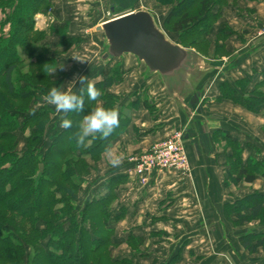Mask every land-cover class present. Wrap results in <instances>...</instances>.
Returning <instances> with one entry per match:
<instances>
[{
  "label": "crops",
  "instance_id": "obj_1",
  "mask_svg": "<svg viewBox=\"0 0 264 264\" xmlns=\"http://www.w3.org/2000/svg\"><path fill=\"white\" fill-rule=\"evenodd\" d=\"M51 3L50 13L35 16L36 29L47 32L44 43L54 49L62 38L81 39L67 52L53 54L58 66L52 75L65 76L62 87L78 91L80 75L93 82L100 79L105 68L118 66L122 72L121 79L109 91L120 97L117 109L129 122L107 145L121 157V164L112 167L104 151L102 157L107 167L85 177L78 200L83 205V199L87 202L104 196L111 179L122 180L110 207V227L115 232L111 250L114 247L123 250L113 259L133 257L134 264H263L264 259L257 255L260 253L250 254L243 248L238 228L224 217L223 205L232 201V197L222 186L227 169L226 151L214 137L223 132L247 148L255 145L264 152V103L253 112L232 100H220V86L225 81L236 85L237 81L245 80L244 89L250 92L264 80V37L256 34L264 24V0H227L209 38H216L223 31L228 34L220 44H225L230 54L219 59L201 55V74L193 80L192 91L181 100L168 91L158 74L149 75L135 56L104 59L106 37L98 30L112 19L108 15L114 18L138 10L151 11L158 24H164L171 10L169 5L157 0H51ZM219 8L216 6L215 11ZM3 17L0 9V19ZM74 79L73 87L70 82ZM144 90L147 96L142 98ZM238 90L244 94L242 89ZM51 106L54 113L47 130L53 129L50 135L63 129L60 123L64 116ZM255 123L260 125L258 136ZM176 130L185 134L189 171H166L153 177L148 186L139 187L134 183L129 158ZM19 149H25L23 140ZM245 155L247 158L250 154ZM87 160L90 168L96 164L91 157Z\"/></svg>",
  "mask_w": 264,
  "mask_h": 264
},
{
  "label": "trees",
  "instance_id": "obj_2",
  "mask_svg": "<svg viewBox=\"0 0 264 264\" xmlns=\"http://www.w3.org/2000/svg\"><path fill=\"white\" fill-rule=\"evenodd\" d=\"M157 1L172 5L163 29L176 34L177 43L203 56L199 46L210 40L227 0ZM51 7V0H0L4 12L0 19V264H132L127 258L115 260L110 253L115 244L110 207L122 180L111 179L106 195L78 207L89 174L87 158L99 159L129 122L117 109L118 95L109 91L122 72L115 66L103 69L100 79L91 81L101 91L98 100L89 101L85 96L84 110L68 114L72 127L50 135L47 130L53 123L54 109L46 100L47 92L65 80L63 75H52L58 66L53 54L81 42L62 38L54 49L44 43L47 32L36 29L35 16ZM227 35L223 31L218 37L224 40ZM220 45L225 48V44ZM245 85V80L236 85L223 82L220 100H232L256 112L264 103V80L250 92L245 91ZM99 103L118 112L120 126L107 140L90 137L87 147L81 148L75 134L83 116ZM64 118L65 114L61 121ZM222 137L233 149L232 154L226 152L231 162L228 178L247 184L264 178V159H248L244 164L239 143L226 134ZM21 140L24 150L19 149ZM223 183L228 187L227 180ZM223 213L236 228L257 221L258 228L241 233L239 242L250 254L264 251V191L226 202Z\"/></svg>",
  "mask_w": 264,
  "mask_h": 264
},
{
  "label": "water",
  "instance_id": "obj_3",
  "mask_svg": "<svg viewBox=\"0 0 264 264\" xmlns=\"http://www.w3.org/2000/svg\"><path fill=\"white\" fill-rule=\"evenodd\" d=\"M98 30L104 32L107 46L103 58L114 60L133 55L149 75L158 74L169 92L187 93L200 76L196 64L201 55L170 38L149 10L132 11L107 20Z\"/></svg>",
  "mask_w": 264,
  "mask_h": 264
},
{
  "label": "clouds",
  "instance_id": "obj_4",
  "mask_svg": "<svg viewBox=\"0 0 264 264\" xmlns=\"http://www.w3.org/2000/svg\"><path fill=\"white\" fill-rule=\"evenodd\" d=\"M56 70L57 68L54 69L55 72ZM78 79L80 83L78 91H73L71 88L65 89L61 85H53L47 92V102L53 105L57 112L65 114V118L60 123V127L64 129L72 127V120L67 118L68 114L84 110L85 96L93 102L101 96V91L88 80L87 76L80 75ZM70 83L73 86L75 79ZM119 126L120 118L116 110L103 106L94 107L83 116L79 130L75 134L76 143L79 147L84 148L87 147L90 137L107 140ZM105 153L112 167L115 168L121 164V157L115 154L110 147L105 148Z\"/></svg>",
  "mask_w": 264,
  "mask_h": 264
},
{
  "label": "rangeland",
  "instance_id": "obj_5",
  "mask_svg": "<svg viewBox=\"0 0 264 264\" xmlns=\"http://www.w3.org/2000/svg\"><path fill=\"white\" fill-rule=\"evenodd\" d=\"M161 4V3H160ZM171 8H172V5H169ZM52 10V7L50 8V9H48L47 10V12H49L50 13V11ZM7 12H9V10L7 11ZM108 17H112L113 18V15L112 14H110V15H108ZM4 18V17H3ZM160 25H161V27L163 28L164 27V24L163 23H160ZM258 33H259V29L258 30H256V34L258 35ZM168 35H170V37H172V39H174V40H176V38H175V34L174 33H171V32H168ZM259 36H261V35H259ZM262 37H264V36H262ZM223 39H221L220 37H216V38H211L208 42H206V43H204V44H202L201 46H199V50H201L202 51V53H203V56H205V57H207V58H209V59H219L220 57H223V56H228L229 54H230V50H228V48H223V47H221V45H220V41H222ZM68 51V50H67ZM66 51V52H67ZM200 62H201V60H199L198 62H197V64H196V66H197V68H199L200 69ZM116 67V69L118 68V66H115ZM77 73V72H76ZM75 73V74H76ZM201 74V73H200ZM64 76V75H63ZM69 78H68V81H70V76H68ZM68 81H67V83H68ZM63 84V83H62ZM68 84H66V86H67ZM64 88H66L65 86H64ZM192 89H193V85H192V87L190 88V90H189V92H191L192 91ZM264 89V87L263 88H261V90H263ZM189 92H187V93H189ZM172 93H175L177 96H180V100L182 99V97L183 96H185L187 93H180V92H172ZM147 95H146V92H145V90H144V92L142 93V98L143 97H146ZM120 97L118 96V99H119ZM258 111V110H257ZM256 111V112H257ZM259 113V112H258ZM56 116H53V120H55L56 118H55ZM55 118V119H54ZM263 121L262 122H264V119H262ZM256 124V125H255ZM253 126L255 127L254 128V131L256 132V136H258L259 135V133H258V131H259V129L257 128V127H260V125H259V123H255ZM263 124V123H262ZM53 131V129H51V130H49V133H51ZM183 131V130H182ZM184 132V131H183ZM263 132H264V130H263ZM223 134H225V133H223V132H219L218 133V135L216 134V136L214 137V140L216 139V141H217V143H218V145L219 146H221L226 152H228L229 154H232L233 153V149H232V144L230 143V142H228L227 140H225L223 137H222V135ZM217 137V138H216ZM230 137V136H229ZM231 138V137H230ZM49 139V138H48ZM232 139V138H231ZM233 140V139H232ZM49 141V140H48ZM234 141V140H233ZM237 142V141H236ZM239 143V142H238ZM239 145H240V150H241V156H242V158H243V163L244 164H246L247 162H248V159L250 160V159H253V160H256V161H261V160H263L264 159V152L260 149V148H258V147H256L255 145H253L254 146V148H247L244 144H240L239 143ZM186 146V145H185ZM245 146V147H244ZM245 152L246 153H248V154H250V155H248V157L247 158H245L246 157V155H245ZM132 155H134V154H132ZM106 161L108 162V160H107V158H106ZM106 161L105 160H103V157H102V155H101V157L99 158V159H97V160H95V163L96 164H94L93 166H92V168H89V173L90 172H93L94 170H102V169H104V168H106L107 166H106ZM99 162H101V165H98L97 163H99ZM109 163V162H108ZM230 161H228V159H227V155H226V165H227V169H228V167L230 166ZM89 164V163H88ZM89 167H90V164H89ZM189 167H190V160H189ZM226 169V171H225V176H224V179H223V182H224V180H227L228 182H229V185H228V187H225L224 186V183L222 182V186H223V188L224 189H226L227 191H228V194L232 197V201H234V200H237V199H239V198H242V197H244L245 195H247V194H250V193H253V192H256V191H264V178H262V177H258L257 178V180L253 183V184H247V183H244V182H241V183H236V182H234V178L235 177H233V176H230L229 178L227 177L228 175H227V170ZM230 191V192H229ZM85 198H88V197H85ZM81 201H83V205H84V203H85V201H84V199L83 200H81ZM225 204V203H224ZM83 205H81V202H79L78 203V207H82ZM224 206V205H223ZM222 210H223V208H222ZM225 217V216H224ZM227 220V219H226ZM228 221V220H227ZM234 228H236L230 221H228ZM66 226H67V223L65 224ZM248 227H246V228H244V229H242V227L241 228H238V232H239V235L241 234V233H243V232H245V231H248V230H250V229H254V228H258V226H259V223L256 221V222H252V223H250V224H248L247 225ZM46 241L47 240H45L43 243H44V245L46 244ZM131 246V245H130ZM132 247V246H131ZM134 248V247H133ZM132 248V251L134 250ZM123 249H122V247H119V248H116L115 249V247L113 248V250H111V256H112V258L116 255V254H119V252H121ZM262 252H257V253H260V254H257L259 257H261V258H263L264 259V251L263 250H261ZM132 254H133V252H132ZM256 254V253H255ZM133 257H132V259H129L131 262H132V264H134L133 263ZM230 263H233V262H230ZM229 264V263H228ZM235 264H243V263H235Z\"/></svg>",
  "mask_w": 264,
  "mask_h": 264
},
{
  "label": "built area",
  "instance_id": "obj_6",
  "mask_svg": "<svg viewBox=\"0 0 264 264\" xmlns=\"http://www.w3.org/2000/svg\"><path fill=\"white\" fill-rule=\"evenodd\" d=\"M258 35L264 36V24L259 27ZM129 160L134 169V183L139 187L148 186L153 177L166 171L187 173L190 167L185 134L182 130H176L146 151L132 155Z\"/></svg>",
  "mask_w": 264,
  "mask_h": 264
}]
</instances>
